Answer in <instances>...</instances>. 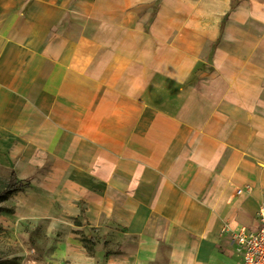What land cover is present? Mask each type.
<instances>
[{
    "label": "crops",
    "instance_id": "crops-1",
    "mask_svg": "<svg viewBox=\"0 0 264 264\" xmlns=\"http://www.w3.org/2000/svg\"><path fill=\"white\" fill-rule=\"evenodd\" d=\"M178 1L0 0V163L28 181L6 201L69 230L51 264L241 263L264 204V50L242 55L261 80L198 79L187 38L162 37ZM83 218L133 245L88 253Z\"/></svg>",
    "mask_w": 264,
    "mask_h": 264
},
{
    "label": "rangeland",
    "instance_id": "rangeland-1",
    "mask_svg": "<svg viewBox=\"0 0 264 264\" xmlns=\"http://www.w3.org/2000/svg\"><path fill=\"white\" fill-rule=\"evenodd\" d=\"M169 10L166 19L170 25L163 29L162 37L187 38V48L193 50L192 55L199 54V60L193 59L198 79L208 82L214 73L223 78L229 67L235 70L239 85L251 80L245 78L246 74L252 73L254 80L262 79L259 71L248 72L242 55L248 51L254 57L259 48L264 50V0H179L174 7L170 4ZM224 16L225 23L220 31ZM199 38H202L201 44ZM220 48L229 52L225 53L227 57H215ZM10 170L0 163V190L11 172L15 173ZM16 178L19 180L17 175ZM17 205L14 196L0 201V264H51L55 241L69 230L49 229L45 218L36 222L20 218L15 214ZM74 223L78 226L76 230H82L86 236L100 240L108 236L105 244L109 251L134 243L122 227L108 222L98 230L88 226L84 218Z\"/></svg>",
    "mask_w": 264,
    "mask_h": 264
},
{
    "label": "built area",
    "instance_id": "built-area-1",
    "mask_svg": "<svg viewBox=\"0 0 264 264\" xmlns=\"http://www.w3.org/2000/svg\"><path fill=\"white\" fill-rule=\"evenodd\" d=\"M257 225L254 229H242L236 234L240 264H264V204L257 207Z\"/></svg>",
    "mask_w": 264,
    "mask_h": 264
},
{
    "label": "trees",
    "instance_id": "trees-1",
    "mask_svg": "<svg viewBox=\"0 0 264 264\" xmlns=\"http://www.w3.org/2000/svg\"><path fill=\"white\" fill-rule=\"evenodd\" d=\"M224 16L221 20V25H220V31L223 28L224 25V20H225ZM28 184V181H20L17 180L15 173L11 172L10 178L7 181V183H5V185L3 186V189L0 190V201H6L12 193L22 190L25 188V185ZM81 242L84 244L85 248L87 249L88 253H92L93 251V247L95 245V242L93 241L92 237H84L83 239H81Z\"/></svg>",
    "mask_w": 264,
    "mask_h": 264
},
{
    "label": "bare ground",
    "instance_id": "bare-ground-1",
    "mask_svg": "<svg viewBox=\"0 0 264 264\" xmlns=\"http://www.w3.org/2000/svg\"><path fill=\"white\" fill-rule=\"evenodd\" d=\"M218 51H219V53H221V48Z\"/></svg>",
    "mask_w": 264,
    "mask_h": 264
}]
</instances>
